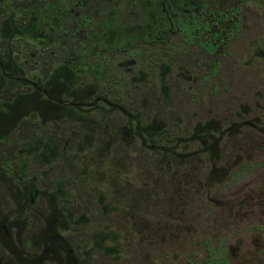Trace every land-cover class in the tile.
Masks as SVG:
<instances>
[{"label":"flooded vegetation","instance_id":"1","mask_svg":"<svg viewBox=\"0 0 264 264\" xmlns=\"http://www.w3.org/2000/svg\"><path fill=\"white\" fill-rule=\"evenodd\" d=\"M254 2L0 0V152H5L0 157V264L118 260L113 258L116 239L107 230L76 242V232H70L76 227L74 208L61 204L68 191L65 180L48 183L59 164L70 160L64 149L80 148L76 123L91 122L86 131L93 142L97 137L91 133L106 132L108 145L114 110L127 133L133 131L141 143L145 133L156 136V143L147 146L169 155L174 196L184 197V205L174 203L171 211L199 215L203 204L193 206L191 192L207 202L209 180L233 179V188L227 183L219 199L205 206L212 220L204 243L212 246L205 249L203 264H264V111L253 110L249 102L255 82L234 88L230 76H221L231 44L255 27ZM246 48L252 59L264 57L254 40L248 39ZM240 52L231 64L237 65ZM133 88L136 99H172L191 120L198 100L205 112L233 101L232 114H217V120L206 112L183 128L172 109L170 142L160 143L170 130L157 114L147 118V129L139 115L113 102L133 98ZM97 115L104 124L96 125ZM19 130L21 139L14 136ZM245 172L250 179L239 184ZM191 219L185 216L186 222Z\"/></svg>","mask_w":264,"mask_h":264},{"label":"rangeland","instance_id":"2","mask_svg":"<svg viewBox=\"0 0 264 264\" xmlns=\"http://www.w3.org/2000/svg\"><path fill=\"white\" fill-rule=\"evenodd\" d=\"M253 7L256 11L255 21H253L255 27L252 28L251 34L246 33V36L242 35L238 41L231 44L229 64L225 67V71L223 69L221 76L226 78L230 76L229 81L234 82V88L255 82L256 94L249 102L253 110L260 108L264 111V57L252 59L246 48L248 39L254 40L257 48H264V0H255ZM250 22L251 20H248L246 24ZM238 50L241 54L240 58H235L237 65L231 64L230 60L233 61V56ZM225 61L227 62L226 59ZM207 85L210 87L211 81ZM152 87L158 92L157 85H151L150 88ZM195 87L201 89L197 85ZM133 89V98L121 101L114 99L113 102L122 105L131 114L139 115L141 126H148L147 129L151 124L147 121L157 114L166 125L165 128L170 130L174 121L169 115V112L174 113L172 109H176L183 128L196 120H202L206 112L209 118L217 120V114L220 116L224 114V117L232 114V111L228 109L231 108L230 104L233 101L226 103L229 105V107L226 106L227 108L213 106V109L209 108L205 112V107H201V101L198 100L199 105L191 111V120L190 112L184 106H177L172 99L157 101L150 98L136 99L137 88ZM238 91L242 92V90ZM145 92H147V86H145ZM259 95H262V98L257 97ZM250 114L261 118L258 112ZM102 119L97 115L95 119L97 126L104 124ZM111 119L112 139L105 146L106 132L91 133L97 137L93 142L88 138L89 132L86 131L91 126V122L76 123L79 127L80 148H65L64 154L70 157V160L63 164L64 166L62 163L59 164L58 173L52 171L54 177L50 176L48 180V183L56 177L65 180L68 191L61 204L71 205L70 209L74 208L76 227L75 231L74 227H71L70 232L72 235L76 232V242L80 238H88L96 234L97 231L105 235L104 232L107 230V236L113 240L116 239L112 245L113 258L118 260H114L113 264H145L153 261L156 264H203L205 249L212 246L204 243V238L210 237L212 220L211 212L207 214L205 206L212 204V200L219 199V194L227 188L224 186L227 183V185L230 184L228 188H233V179L213 184L209 180V186L205 192L208 196L207 202L205 198L202 201L195 191L191 192L193 206L203 204L199 215H195V211L175 213L170 210L172 204L184 205L182 201L184 197L178 200L177 196H174V182L172 183L169 178L172 170L169 167V155L164 152V149H153L147 146V144L156 143V136H148L145 133V141L141 143L135 137L136 134L132 133L133 131L127 133L123 117L118 110H114ZM170 132L172 130L166 132V139L163 138L159 142H170ZM181 132L183 136L186 134L184 129ZM21 133L22 130L15 131L14 136L21 139ZM187 134H189L188 131ZM83 142H87L86 145ZM5 149L12 152L13 148ZM4 153L1 151L0 157H5ZM0 162L2 163L1 159ZM193 163L195 165V161ZM220 166L226 165L222 163ZM32 167L38 168L35 165ZM235 169L232 167L230 172H234ZM26 171L29 174L32 170L26 169ZM161 171L164 172L160 173ZM175 178L177 179L178 176ZM248 178L250 179L248 172L241 173V180L238 183L243 184L248 181ZM195 187H197L196 182L193 183V189ZM104 206L108 208L105 209ZM188 215L192 218L190 222L185 221V216ZM177 216L179 219H175ZM96 247L104 250V246L100 243ZM96 253L99 254L98 250ZM147 254L148 258L145 256Z\"/></svg>","mask_w":264,"mask_h":264}]
</instances>
